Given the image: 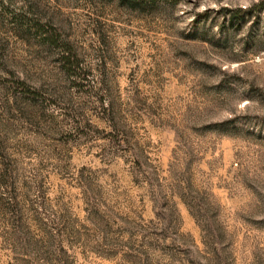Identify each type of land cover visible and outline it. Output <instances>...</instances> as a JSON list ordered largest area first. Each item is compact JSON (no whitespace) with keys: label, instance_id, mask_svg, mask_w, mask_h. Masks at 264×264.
<instances>
[{"label":"rangeland","instance_id":"rangeland-1","mask_svg":"<svg viewBox=\"0 0 264 264\" xmlns=\"http://www.w3.org/2000/svg\"><path fill=\"white\" fill-rule=\"evenodd\" d=\"M260 0H0V264H264Z\"/></svg>","mask_w":264,"mask_h":264},{"label":"trees","instance_id":"trees-1","mask_svg":"<svg viewBox=\"0 0 264 264\" xmlns=\"http://www.w3.org/2000/svg\"><path fill=\"white\" fill-rule=\"evenodd\" d=\"M130 2V4L134 5L135 3H137L140 0H128ZM264 7V0H260L257 4L254 5V7H246L244 9H241L243 12L247 13V12H251L254 8H261Z\"/></svg>","mask_w":264,"mask_h":264}]
</instances>
